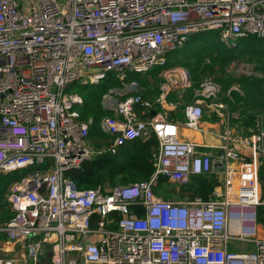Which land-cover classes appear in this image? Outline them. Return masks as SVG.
Masks as SVG:
<instances>
[{
  "label": "built area",
  "instance_id": "2783aa9c",
  "mask_svg": "<svg viewBox=\"0 0 264 264\" xmlns=\"http://www.w3.org/2000/svg\"><path fill=\"white\" fill-rule=\"evenodd\" d=\"M208 32L226 47L264 38V0H0V174H19L4 195L12 216L0 222V264H264L256 218L264 114L250 127L253 156L238 153L219 86L205 80L184 107L185 124L198 127L203 109H213L225 121L220 153L183 139L172 119L148 118L160 101L140 94L123 96L100 119L108 145H89L84 87L156 68L164 90L190 87L166 59ZM74 84L82 93H65ZM153 138L148 181L106 191L65 177L94 156ZM205 176L217 179L208 200L154 191L158 177L184 186Z\"/></svg>",
  "mask_w": 264,
  "mask_h": 264
},
{
  "label": "trees",
  "instance_id": "16d2710c",
  "mask_svg": "<svg viewBox=\"0 0 264 264\" xmlns=\"http://www.w3.org/2000/svg\"><path fill=\"white\" fill-rule=\"evenodd\" d=\"M232 47L228 48L220 43L215 32H208L191 36L183 46V49L179 52L187 50L191 55H188L186 62L190 63V61L194 59L197 67L209 62V64L217 65L223 70L228 63L237 59L240 54L251 51L250 54L256 58L257 67L252 71V74L248 76L241 75L235 80H229L224 85V91H229L228 97L234 105L241 103V105L250 112H263L264 38L249 37L246 39H239L235 46ZM189 63L185 65L182 64V66L186 67ZM167 67L169 66L167 65ZM256 72L260 75L254 76ZM104 83L105 81L102 85L94 86L99 88H83L85 101L82 107V116L83 118H88L87 116L91 115L94 116L93 124L89 130V137L104 136L98 127L99 121L105 113L99 104L101 96L107 90L106 87H100L105 86ZM232 83L236 84L238 90H231ZM88 91L89 98L86 101V93ZM229 103L231 104V102ZM252 114L253 115L248 117H241L240 122L245 123L247 127H252L255 119V114ZM157 147L158 143L154 138L147 142L134 140L128 143L127 147L122 149L120 153L115 156L102 154L85 160L78 169L67 171L65 177L70 178L79 187L84 188H95L106 182L111 185H127L136 182H145L151 178L154 172L153 153H156ZM22 174H24V172H22ZM17 177H19L18 173L5 176L0 174V200L3 198L8 185ZM258 177L261 188L260 200L263 204L256 208V218L257 223L264 227V163H261V161H259L258 166ZM156 183L154 191L157 194H159V187L163 185L168 186L169 184L162 177H158ZM184 188L186 191L190 190L194 192L195 195L206 199L213 187L209 179L192 177L191 182L183 187V189ZM10 216L11 214L6 215V217H1L0 222L6 221Z\"/></svg>",
  "mask_w": 264,
  "mask_h": 264
},
{
  "label": "rangeland",
  "instance_id": "374dc122",
  "mask_svg": "<svg viewBox=\"0 0 264 264\" xmlns=\"http://www.w3.org/2000/svg\"><path fill=\"white\" fill-rule=\"evenodd\" d=\"M232 45V44H230ZM231 48V47H228ZM233 48V47H232ZM183 49V47L178 49L177 52H173L172 55L167 56V64L170 68H173L176 70V74L180 73L179 70L185 71L189 76V82L190 87L185 91V94L183 95V98L187 99V103L192 102L194 100V94L195 91L200 87V84L204 82L205 80H210L217 84L219 86V94H218V100L225 98L228 93L227 91H224V85L229 80H235L237 77H240L241 75H250L252 74V71L257 67L256 58L253 57L250 52H244L240 54L237 59L231 61L228 63L224 69L222 70L221 67L217 65H211L209 62L202 64L197 67L195 64V60L192 59L189 62H186L188 59L189 52L187 50H184V52H179ZM187 51V52H185ZM194 58V57H193ZM189 65L182 66V64ZM157 73H152L150 75H140L136 76L133 74H125L124 80H114L111 78L110 80L105 81V86H100L101 88L106 87L107 90L105 93L101 96L100 99V106L102 107L103 111L105 112L103 116L109 115L112 113V108L114 107V104L117 100H120L123 98V96H131L133 94H140L143 98L149 99L151 95H155L158 89H161L164 83V79L159 74V77L156 76ZM259 76L260 74L258 72L254 73V76ZM134 83V84H133ZM102 85V83L100 84ZM233 90H238L235 83H232ZM99 88V87H94ZM93 88V89H94ZM112 91V93H110ZM84 92V90H83ZM65 93L67 94H73V93H82V88L79 84H74L70 86ZM89 91L86 93V101L88 100ZM176 94V92H174ZM184 93V92H183ZM103 97L105 98L103 100ZM94 120V116H87ZM110 141V137L108 136H102V137H90L89 138V145L92 149L97 150L101 149L105 145H107ZM106 191H110L113 187L117 185H111L110 183H104L102 184ZM167 186V185H166ZM165 185L159 187L162 191L170 189V187H166ZM10 214V210L8 206H6V198L3 196V198L0 200V219L1 215H8ZM241 245H239L240 247ZM247 248H252L250 245H247ZM2 257V256H1ZM4 257V256H3Z\"/></svg>",
  "mask_w": 264,
  "mask_h": 264
},
{
  "label": "crops",
  "instance_id": "0c3cea01",
  "mask_svg": "<svg viewBox=\"0 0 264 264\" xmlns=\"http://www.w3.org/2000/svg\"><path fill=\"white\" fill-rule=\"evenodd\" d=\"M152 73H157L156 76L159 77V69H157V68L153 69L150 73L145 74V75H150ZM136 76H140V75H136ZM162 78H163V76H162ZM174 79H176V78H174ZM189 88H191V87L178 86L176 88H172L171 90H164L163 86H162V88L158 89L159 91H157L155 93V95H151L149 99H145L141 95V97L145 100L156 101L158 99L160 101L159 104L157 106H155L154 112L149 114L147 117L148 118H160V117L163 118L164 117V118L172 119L173 121H175L179 125V134L183 139L194 142V143L200 145L203 150L208 151V152L212 153L213 155H216L222 151V147H224V144H225V140L223 137L225 121L220 116H218L214 112L213 109L206 107L203 109L204 113H203V117H202L201 121L198 124V129L197 130L189 129L185 124V118H184L183 110H184L185 105L191 104L196 99V97H195L196 94H194V97H193L194 100H192V102H189V103H187L188 101L186 98H183L185 91ZM231 90H233V87L231 88ZM174 92H176V94ZM195 93H196V91H195ZM228 96H229V93L225 98H223V100L219 99L217 101L223 103V105L225 106V109L222 110V112L225 114V116L229 114V123H231V129H232L231 130V132H232L231 136L235 137V136H239V134L240 135L244 134L243 133L244 129L251 131L250 127L249 128L241 127V123H240L241 117H243V116L248 117L250 115H253L252 113H254L255 115L264 114V111L260 112V113L250 112L247 109H245L243 107V105H241V103L234 105ZM228 101L231 102V104ZM255 115H254V117H255ZM103 135L107 136L104 133H103ZM240 139H243V137H241ZM243 144H244V142L241 140H239L238 142L232 141L229 143V145L231 146V148L233 150H235L238 153H241L245 156L252 157L251 155L248 154V151H247L248 149L247 148L244 149L245 147ZM107 145H105V146H107ZM127 145L124 146L123 148L121 147L118 151V154L120 153V151L122 149L127 147ZM153 154L155 155V153H153ZM257 156H258L259 161H261V163H264V158L261 155H257ZM191 178L189 179L188 183L184 186H177V185H172V184L169 185L168 184L170 189H167V190L165 189L163 191L161 189H159V194H157V193L156 194L162 198L170 199L173 201H188V200H191L195 197H199V198L203 199L201 196L195 195L194 192H192L190 190L186 191L185 188L183 189V187L187 186L191 182ZM202 178L209 179V181L213 187L212 190L210 191V193L207 195V198L203 199V200H208L216 190L217 179L213 178L212 176H205ZM168 186H166V187H168ZM6 190H7V188H6ZM5 193H6V191H5ZM5 193H4V195H5ZM6 206H7V202H6ZM10 214L12 216L11 211H10ZM1 217H6V215H1ZM6 221H4V222H6ZM259 228H260V231H259L260 237L264 238V227L262 225H259ZM234 246L236 248L239 247V245H232L233 249L235 248Z\"/></svg>",
  "mask_w": 264,
  "mask_h": 264
},
{
  "label": "bare ground",
  "instance_id": "6f19581e",
  "mask_svg": "<svg viewBox=\"0 0 264 264\" xmlns=\"http://www.w3.org/2000/svg\"><path fill=\"white\" fill-rule=\"evenodd\" d=\"M235 44H232V45L229 44V46H235ZM191 129L197 130L198 127H194L193 126V128H192V126H191ZM231 133H230V142H232V141L238 142L239 140L243 141L244 142L243 145L245 147L244 149L247 148L248 149L247 150L248 151V154L251 155V156H253V139H252L251 132L249 130H247V129H244L243 130V133L244 134H241V135L239 134V136H235V137L234 136L232 137L231 136ZM241 137H243V139H240Z\"/></svg>",
  "mask_w": 264,
  "mask_h": 264
}]
</instances>
